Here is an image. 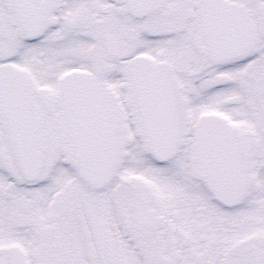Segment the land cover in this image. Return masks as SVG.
Listing matches in <instances>:
<instances>
[{"label":"snow or ice","instance_id":"6c2138e0","mask_svg":"<svg viewBox=\"0 0 264 264\" xmlns=\"http://www.w3.org/2000/svg\"><path fill=\"white\" fill-rule=\"evenodd\" d=\"M0 264H264V0H0Z\"/></svg>","mask_w":264,"mask_h":264}]
</instances>
